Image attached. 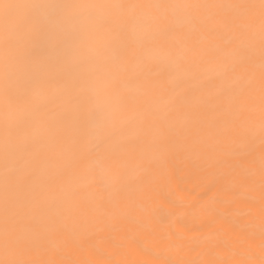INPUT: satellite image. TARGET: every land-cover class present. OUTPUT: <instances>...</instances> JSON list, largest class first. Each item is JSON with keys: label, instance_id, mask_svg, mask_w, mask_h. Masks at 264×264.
I'll use <instances>...</instances> for the list:
<instances>
[{"label": "bare ground", "instance_id": "6f19581e", "mask_svg": "<svg viewBox=\"0 0 264 264\" xmlns=\"http://www.w3.org/2000/svg\"><path fill=\"white\" fill-rule=\"evenodd\" d=\"M25 3L30 0H12ZM139 6L155 25L148 59L126 42L124 85L140 131L106 153L118 177L100 192L80 162L81 125L63 151L29 121L0 117V258L19 264H264V37L259 0H90ZM195 5L189 22L144 8ZM236 6L239 7L236 8ZM127 14V13H126ZM28 14L21 10L22 23ZM112 27L122 23L111 14ZM13 36L11 51L23 49ZM6 22L0 17V56ZM100 36L102 33H98ZM178 64V69L175 64ZM63 80L48 111L65 107ZM22 86L13 109L24 106ZM227 110V112L225 111ZM124 134L117 129L113 142ZM61 145L70 143L60 130ZM75 192L76 194H72ZM9 256H5V250Z\"/></svg>", "mask_w": 264, "mask_h": 264}, {"label": "clouds", "instance_id": "9594fccd", "mask_svg": "<svg viewBox=\"0 0 264 264\" xmlns=\"http://www.w3.org/2000/svg\"><path fill=\"white\" fill-rule=\"evenodd\" d=\"M139 6L120 3H93L90 0H30L16 4V12L24 10L28 15L25 22L12 29L15 42L23 49H30L9 58L13 36L9 33L6 23L3 38V54L0 56V117L7 123L12 104L16 99V90L22 86L26 98L39 93V98L31 104L30 115L33 118L44 115L54 98V85L65 80V77L90 66L99 67L102 73H110L124 59L122 48L117 41L109 43L111 34L122 31L127 37V43L142 50L149 51L150 38L143 41L136 38L137 25L147 18H153L150 13L141 10L133 13L130 10ZM144 8L154 10L160 15H170L171 23L178 25L191 19V9L197 7L187 4H154ZM236 8L239 9L238 6ZM120 13L122 23L115 29L112 27L111 14ZM127 13V14H126ZM85 29L102 33L96 42L98 52L102 55H84L82 62L69 63L70 52L79 47L78 37ZM113 82L112 88L115 86ZM115 94L105 93V96ZM102 98H93L95 106ZM87 122L88 158L80 162L83 178H91L100 192L111 193L118 177L113 173L106 153L112 150L111 141L104 140L95 131L103 123V109L94 107ZM84 127V126H83ZM80 128L76 131L79 132ZM71 135L73 129L69 125ZM72 194H76L73 192ZM10 251L5 250V256ZM0 264H19L18 261L0 258Z\"/></svg>", "mask_w": 264, "mask_h": 264}, {"label": "snow or ice", "instance_id": "6c2138e0", "mask_svg": "<svg viewBox=\"0 0 264 264\" xmlns=\"http://www.w3.org/2000/svg\"><path fill=\"white\" fill-rule=\"evenodd\" d=\"M261 9V33L264 37V0H259ZM0 17H2L9 28L14 29L22 23L21 18L16 12V3L12 0H0ZM186 22H191L187 20ZM154 18H147L137 25L136 38L138 41H143L148 37L155 25ZM101 36L90 30L85 29L83 34L78 37L79 47L68 56L69 63H80L84 55L97 56L102 55L98 52L96 42ZM112 41L119 42L123 48L127 42V37L122 31H115L111 34L109 43ZM148 59H152L150 51L146 54ZM16 54L9 50V58L15 60ZM175 64V62H173ZM178 69L179 65L175 64ZM264 71V65H262ZM68 82L66 86L58 88L57 91L63 93V103L65 107L56 116L48 117L47 119H35L30 115L31 104L35 103L39 98V93L35 96L25 99L24 106L18 109H13V102L11 109L15 112L16 119L22 121H29L31 124V131L34 138H46L51 140L61 150H70L76 145L74 139L77 129L81 125L86 128L88 120L91 118L90 114L94 107L103 109L104 117L103 123L95 129L98 136L104 140L111 141L112 148L115 149L119 145L125 143L131 136L137 135L140 131V122L136 114L130 113L127 108L126 99L127 93L131 90L127 85H124L122 91L109 96L105 93L112 88L113 82L116 80V75L112 72L102 73L97 66H90L83 71L70 74L65 77ZM102 98V102L95 106L92 103L93 98ZM227 112V110H225ZM261 111L264 114V95L261 99ZM69 125H71L73 132L71 135L68 132ZM117 129L124 131V134L116 138L113 142L114 133ZM64 130L70 138V143L61 145L58 141V133ZM79 150L84 153L88 150V141L79 144ZM88 178H83V183L78 184L74 191L86 185Z\"/></svg>", "mask_w": 264, "mask_h": 264}]
</instances>
